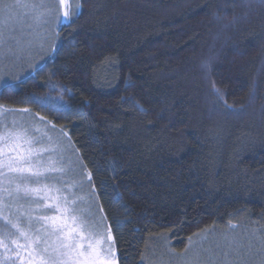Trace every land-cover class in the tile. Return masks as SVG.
<instances>
[{
    "label": "trees",
    "instance_id": "obj_1",
    "mask_svg": "<svg viewBox=\"0 0 264 264\" xmlns=\"http://www.w3.org/2000/svg\"><path fill=\"white\" fill-rule=\"evenodd\" d=\"M79 2L0 105L67 130L112 202L118 264H146L153 237L181 251L208 227L264 225V0Z\"/></svg>",
    "mask_w": 264,
    "mask_h": 264
},
{
    "label": "snow or ice",
    "instance_id": "obj_2",
    "mask_svg": "<svg viewBox=\"0 0 264 264\" xmlns=\"http://www.w3.org/2000/svg\"><path fill=\"white\" fill-rule=\"evenodd\" d=\"M79 10V0H0V21L7 24L27 17L39 24L55 12L59 26L62 18L71 19ZM29 68L41 71L38 62ZM44 120L43 116L36 120L27 108L0 105V249L12 254L5 255L0 264H15L13 256L22 264H118L107 217L99 206L93 211L95 192L85 197L73 191L91 184V173L85 174L79 158L73 161L68 155L78 150L64 129L56 132L55 125L41 126ZM53 132L55 136L50 135ZM215 248L203 250L206 260L197 253L193 264H247L245 257L251 254V245L246 251L233 249L231 244ZM257 251L258 264H264V247Z\"/></svg>",
    "mask_w": 264,
    "mask_h": 264
},
{
    "label": "rangeland",
    "instance_id": "obj_3",
    "mask_svg": "<svg viewBox=\"0 0 264 264\" xmlns=\"http://www.w3.org/2000/svg\"><path fill=\"white\" fill-rule=\"evenodd\" d=\"M7 2H12V0H7ZM69 3H72V0H69ZM54 16L55 12L52 15H45L42 18V22L39 24L34 23L32 19L27 17L19 21L14 18L12 22L7 24L0 21V32H3V36L0 37V77H3V79H0V88L9 79L18 78L29 72L30 64H36L38 62L39 65L50 55L52 49L54 52L57 46L58 36L56 34L60 26L68 23L72 19L62 18L59 26H57ZM29 25H31V27H29ZM53 41H55L54 47L50 48V46L53 45ZM29 114L36 120H39V117L31 113ZM40 124L41 126L43 124H48L49 127L52 126L46 121H41ZM60 129L64 128L55 127L56 132H59ZM64 131L68 134L67 130L64 129ZM50 135L55 136V132L50 133ZM68 155L73 161L79 158L84 166L85 174L91 173L85 167L77 151L74 153L69 152ZM73 191H77L78 195L85 197H87L88 192L94 191L96 195L95 198H93V211H96V206H99L103 210V215H106L104 205L109 204L111 206V200L107 196L101 199L93 184L86 183L83 191L75 189ZM82 207H87V204L82 205ZM106 223L109 225L108 218ZM112 233L116 238V234H114V232ZM119 235L120 234H118V236ZM217 244L225 247L231 244L233 249H239L241 251H246L249 245H251V254L246 256L245 259L247 264H258L260 253L257 250L264 247V225L256 227L228 224L224 227H208L192 237L191 246L188 240L186 247L181 251L174 250L169 240L165 237H153L148 241L146 246L145 263L193 264L197 253L201 254V260H206L208 254L203 250L210 249L215 251V246ZM241 245L244 247L241 248ZM185 249H188V251L185 252ZM5 255L11 256L12 254H5L3 250L0 249V261L4 259ZM12 259L15 260V264H22V262L16 260L14 256ZM8 264H11V261H9Z\"/></svg>",
    "mask_w": 264,
    "mask_h": 264
}]
</instances>
